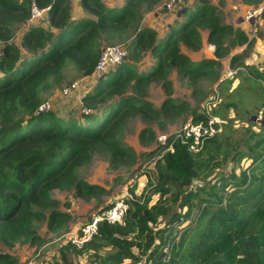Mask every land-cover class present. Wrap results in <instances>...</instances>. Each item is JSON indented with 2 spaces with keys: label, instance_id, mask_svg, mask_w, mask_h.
<instances>
[{
  "label": "trees",
  "instance_id": "obj_1",
  "mask_svg": "<svg viewBox=\"0 0 264 264\" xmlns=\"http://www.w3.org/2000/svg\"><path fill=\"white\" fill-rule=\"evenodd\" d=\"M164 1L0 0V264H21L10 252L18 242H46L38 224L53 233L68 229L71 215L59 209L55 190L102 202L110 190L81 171L97 155L115 167L135 163L136 151L122 142L131 119L162 124L187 114L207 123L209 108L223 118L233 109L246 125L234 129L230 119L197 152L191 140L166 136L145 154L158 155L153 174L140 194L131 184L123 223L100 221L82 248L68 236L47 264H264V65L246 60L256 39L225 22L212 0H193L163 32L146 26V15ZM242 1L255 7L262 0ZM33 3L49 7L47 26L29 24ZM21 24L20 41L7 43ZM116 43L126 58L96 73L102 48ZM205 43L215 46L214 57L201 53ZM238 46L243 51L233 53ZM147 52L153 62L140 69ZM226 58L235 72L224 74ZM69 68L76 77L96 78L82 99L85 111L64 117L40 110L45 93L71 86ZM173 69L187 78L197 105L173 95ZM153 83L164 89L158 105L148 99ZM246 91L259 98L253 112L241 105ZM140 140L152 145L153 130L143 128Z\"/></svg>",
  "mask_w": 264,
  "mask_h": 264
},
{
  "label": "rangeland",
  "instance_id": "obj_2",
  "mask_svg": "<svg viewBox=\"0 0 264 264\" xmlns=\"http://www.w3.org/2000/svg\"><path fill=\"white\" fill-rule=\"evenodd\" d=\"M75 2L77 0H72ZM193 0H182L181 2L175 4L173 7L168 8L166 6L168 0H165L163 4L157 8L155 12L148 13L144 19L146 26L154 29L161 30V32L166 29L168 23H171L176 14L180 10H184L187 6L192 4ZM220 9L223 11L224 21L239 27L236 21L238 16L244 15L245 11L252 8L250 5L243 3L242 0H212ZM162 7H166V11H162ZM254 7V6H253ZM79 12L80 9L76 10ZM77 12V13H78ZM80 13V12H79ZM47 16L46 13L40 18L30 21L29 24L35 23V25L47 26ZM245 32L250 38H255L256 41L253 46L248 50L247 61L256 67L261 68L264 65V14L259 22L256 24H247L245 27ZM25 29V25H18L10 39L7 43L20 41L21 35ZM4 42L0 41V53ZM119 44V43H116ZM122 45V44H120ZM124 46V45H122ZM244 46H238L233 49V53L242 52ZM215 46L212 44L205 43L204 48L201 50L204 55L214 57ZM186 52L191 55L197 53H192L191 51ZM194 56V55H193ZM228 58L224 59L225 66L223 68L224 74L227 72H235V70L230 69L228 64ZM153 62V58L150 52L145 55L140 69L148 68ZM111 66L107 67L110 69ZM105 70V71H106ZM228 74V73H227ZM68 79L71 81V86L65 84L63 88H55L50 93H45L46 104L50 105L51 109L57 114L64 117L69 115L80 116L82 112L85 111L82 105V99L96 84L95 77H76L74 69L69 68L67 71ZM170 78L173 81L174 92L173 95L189 102L191 105H197L198 103L193 94L192 87L188 82L187 78L181 77L177 70L173 69L170 73ZM241 78L236 79V81L230 85L228 92L234 90L238 86ZM217 86L213 87V90ZM148 99L152 101L155 105L160 104L162 98L164 97V89L161 84L153 83L148 92ZM227 93V91H226ZM226 93H224L220 100H226ZM239 94H235L237 98ZM244 102L242 106L248 108L252 112L255 110L254 106L259 100L256 93L246 91L244 96ZM207 108H204L206 111ZM211 108L209 112L211 113ZM256 113H253L255 116ZM219 117V116H218ZM246 118V114L243 119ZM223 120V124L230 123L233 125L234 129L241 128L246 125L245 121L236 120L235 111L233 109L226 112V117H220ZM257 119H263V114L260 113ZM190 122V116L187 114L176 117L175 119L169 121L168 119L163 120L162 124L159 121H145L142 117L137 116L130 120L128 126L125 128L124 134L122 136V142L124 145L132 147L136 153V161L134 164L123 162L118 167H115L109 162L105 155H97L92 162L84 167L81 171L83 178L92 184L103 185L109 189L110 193L103 197L102 202H98L96 198L91 200H84L83 198L77 197L72 191H59L55 190L53 195L59 200V209L66 211L71 215V221L68 225V229L60 233L49 232L45 222L38 224L37 232L46 240V242L38 246L30 242H18L16 245L10 249L19 260L21 264H47L50 261L59 257V247L64 241H67L70 232H77L80 227L98 211V209L105 203L114 200L117 196L125 194L126 192L131 193L129 190L131 184L136 181L138 187L135 190L137 193H141L147 186L148 177L147 175L153 174L154 161L158 157H147L145 154L154 148L159 147L162 142L163 136L177 135L179 134L183 127ZM145 127H150L155 134V141L152 145L146 146L140 140L141 130ZM237 171H239L238 165H236ZM157 195L154 196L155 200ZM165 220L160 221L161 227L164 225ZM126 264H129L128 262ZM140 264H145L140 263Z\"/></svg>",
  "mask_w": 264,
  "mask_h": 264
},
{
  "label": "built area",
  "instance_id": "obj_3",
  "mask_svg": "<svg viewBox=\"0 0 264 264\" xmlns=\"http://www.w3.org/2000/svg\"><path fill=\"white\" fill-rule=\"evenodd\" d=\"M182 0H168L166 6L168 8L173 7L175 4ZM49 7L39 8L35 3L31 7V15L29 21H33L40 18L46 13ZM264 14V0L258 6L249 8L244 13V19L248 22L256 21ZM127 51L124 46L120 44L105 45L102 48L101 55L96 65V73H102L109 66H114L123 59L126 58ZM40 110H50V105L44 102L40 107ZM223 129V120L218 116H214L209 113L207 123H193L188 122L177 134L183 142H190V149L192 151H199L209 137L221 132ZM166 136H163L162 142H166ZM133 198L132 193L126 192L120 196H117L114 200L109 202V205L91 215V217L80 227L77 232H70L69 239L72 244L79 248H82L86 243L92 241L95 234L98 231L99 222L106 220L109 223H123L125 214L129 209V200Z\"/></svg>",
  "mask_w": 264,
  "mask_h": 264
},
{
  "label": "crops",
  "instance_id": "obj_4",
  "mask_svg": "<svg viewBox=\"0 0 264 264\" xmlns=\"http://www.w3.org/2000/svg\"><path fill=\"white\" fill-rule=\"evenodd\" d=\"M262 18V16L261 17H259L256 21H250V22H248V21H246L245 19H244V15H242V16H238L237 17V19H236V21L238 22V25H239V27L240 28H242L243 30L245 29L244 27L248 24H251V25H253V24H256V22H259L260 21V19Z\"/></svg>",
  "mask_w": 264,
  "mask_h": 264
},
{
  "label": "water",
  "instance_id": "obj_5",
  "mask_svg": "<svg viewBox=\"0 0 264 264\" xmlns=\"http://www.w3.org/2000/svg\"><path fill=\"white\" fill-rule=\"evenodd\" d=\"M256 118V116H254Z\"/></svg>",
  "mask_w": 264,
  "mask_h": 264
}]
</instances>
